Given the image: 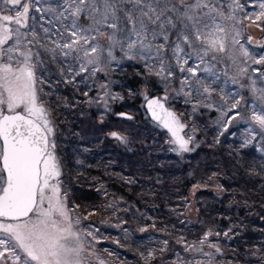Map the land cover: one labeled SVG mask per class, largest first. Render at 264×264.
Segmentation results:
<instances>
[{
	"label": "rangeland",
	"instance_id": "obj_1",
	"mask_svg": "<svg viewBox=\"0 0 264 264\" xmlns=\"http://www.w3.org/2000/svg\"><path fill=\"white\" fill-rule=\"evenodd\" d=\"M60 2L39 0L36 3L33 0L29 28L21 31L34 27L38 34L39 43L28 45L34 54L35 86L53 128L49 142L55 144L52 151L61 173V198L72 218L73 230L80 233L84 247L80 256L82 264H245V255L255 260L256 255L242 254L235 246L232 249L233 245L227 238H224L225 243L222 242L225 254L218 258L208 243L214 235L219 236V231L212 222L208 223L205 216L199 217V221L204 223L198 222L202 225L201 233H185L177 226L166 222L163 224L156 218L157 204H147L141 208L130 202L126 195L114 191L107 181L112 180L119 185L139 184L141 197L153 199L154 178L149 174L142 179L116 162L114 155L118 147L121 145L120 148L127 151L142 147L159 155L173 151L180 155L185 153L178 149L167 128L148 117L143 106L151 96L147 88L136 89L128 84V66L136 61L143 66L147 76L151 74L157 79L162 89L160 97L166 98L168 111L184 125L179 135L185 139L191 138L189 151H194L205 136H211L214 142L244 159L251 177L264 178V130L252 120L254 114L264 112V99L261 98L264 93V63H254L253 59L243 56L240 51L243 45L250 57L259 59L264 56V17L255 23L248 19L253 13L261 12L260 4L264 0H240L242 8L235 11L236 20L225 22L230 33L225 40L226 50L205 58L197 69V76L180 72L172 60L173 75L167 79L156 75L154 70L150 71L149 65L154 61L130 60L119 47L113 49L114 59L108 57L106 37L93 41L99 43L103 51L99 53L97 64L89 65L87 71H80L81 62L76 59V53L65 57L60 49H56L53 56L46 49L55 48L54 41L60 39L56 31L60 22L54 18V13L38 12L36 8L56 7ZM223 2L227 4L230 0ZM227 11L229 9L225 7ZM247 23L259 24L263 28L262 37L257 40V34L256 37L250 34L246 30ZM45 28L49 29L47 34ZM236 32L240 33L236 37L239 43L233 44L232 38ZM250 37L253 43H259L252 47ZM170 39L174 40L175 35ZM21 50H25L23 46ZM212 55L216 56L215 60L211 58ZM16 60L22 61V57L12 61L14 67L19 66ZM197 63L199 61L193 57L185 68L195 67ZM97 67L99 71L94 72L93 69ZM204 68L209 71H204ZM242 68L247 71L241 72ZM185 77L190 83L182 84ZM204 87L210 89V94L203 91ZM64 88L70 90L71 94L63 97ZM237 100L239 104L232 108ZM126 116L128 119L122 118ZM202 120L206 122L201 124ZM206 129L210 132L209 136L205 134ZM199 130L203 132L199 134ZM118 137H124L125 141L119 142ZM203 160L201 157L200 163ZM192 165L190 168H194L197 162ZM87 185L94 186L98 199H85L82 196ZM176 203L175 206L166 207L175 219L183 221V206L190 215L196 211L188 199L181 197ZM77 219L80 221L78 225L75 224ZM187 221V225L198 227V223L194 224L197 217ZM67 243L70 246L74 244L73 241ZM0 264H13L12 254L5 252Z\"/></svg>",
	"mask_w": 264,
	"mask_h": 264
},
{
	"label": "snow or ice",
	"instance_id": "obj_2",
	"mask_svg": "<svg viewBox=\"0 0 264 264\" xmlns=\"http://www.w3.org/2000/svg\"><path fill=\"white\" fill-rule=\"evenodd\" d=\"M32 7L33 0H0V258L10 252L13 264H82L84 247L61 198V173L52 151L55 144L49 142L53 128L35 86L34 54L28 45L39 43L38 34L34 27L21 31L29 28ZM225 7L229 11L225 12ZM238 8H242L240 0L227 4L223 0H61L56 7L36 11L52 12L60 22L56 29L60 39L54 41L55 48L46 50L53 56L56 49L65 57L76 53L80 71L97 64L103 49L93 41L106 37L108 57L114 59L113 49L119 47L130 60L154 61L150 71L167 79L173 75L172 60L180 72L195 77L205 58L224 52L230 35L225 22L236 20ZM260 9L248 16L253 23L264 17V3ZM239 35L236 32L233 44L239 43ZM240 51L254 63H264V56L250 57L243 45ZM16 57H22V61L16 60L18 67L12 63ZM193 57L199 63L185 68ZM181 82L190 83L187 77ZM203 91L210 94L208 87ZM238 104L235 101L232 108ZM153 105L163 113L160 117L153 110V118L160 119L171 132L180 151H189L191 138L179 135L184 125L159 101H149L150 109ZM21 107L23 111L18 112ZM252 120L264 130V112L254 114ZM79 223L77 219L75 224ZM68 241L74 244L70 246Z\"/></svg>",
	"mask_w": 264,
	"mask_h": 264
},
{
	"label": "trees",
	"instance_id": "obj_3",
	"mask_svg": "<svg viewBox=\"0 0 264 264\" xmlns=\"http://www.w3.org/2000/svg\"><path fill=\"white\" fill-rule=\"evenodd\" d=\"M246 25V30L248 29L250 34L254 37L257 34V40L262 37L263 28L259 24ZM259 32L262 34L259 35ZM249 43L254 47L259 42L253 43L250 37ZM128 71L130 75H126L127 82L133 88H147L149 95L159 97L162 95L157 79L151 74L147 76L140 62H132L128 66ZM64 90V93H61L63 97L71 94L70 90L65 88ZM161 98L166 101L164 96ZM3 110L5 113L6 109ZM18 110L23 111V108ZM122 118L128 119L127 116ZM205 122L202 120L201 124ZM200 132L203 131L199 130L198 133ZM205 134L209 136L210 132L206 129ZM117 140L121 142L124 137H118ZM120 146L115 152L114 160L142 179L144 175L151 174L154 178L152 188L154 187L155 194L153 199H147L141 197L139 184L119 185L108 180L107 183L114 191L126 195L130 202L141 208L147 204H157L156 218L163 224L166 222L177 226L185 233H201L200 228L204 223L199 221V217L205 216L208 223L212 222L214 228L219 231V236L214 235L208 243L218 258H222L225 254L222 242L225 243L224 238H227L233 245L232 249L235 246L242 254L245 252L256 255L255 260L246 258L245 255V264H264V178L251 177L250 169L245 165L242 157H237L235 152L214 142L211 136L209 138L205 136L203 142L195 147L194 151H184L182 155L174 151L159 155L142 147L127 151L125 148L122 150ZM201 157L204 158L202 163H200ZM195 162L197 165L190 168ZM82 196L91 200L99 198L93 185L85 186ZM181 197L184 200L188 199L191 207H196L192 215L188 214L184 208L186 206L182 207L185 214L181 218L183 221L175 219L166 210L168 205L175 206L176 201ZM194 216L197 217L194 224L198 222L202 224L198 223L196 228L187 225V220L196 218Z\"/></svg>",
	"mask_w": 264,
	"mask_h": 264
},
{
	"label": "water",
	"instance_id": "obj_4",
	"mask_svg": "<svg viewBox=\"0 0 264 264\" xmlns=\"http://www.w3.org/2000/svg\"><path fill=\"white\" fill-rule=\"evenodd\" d=\"M262 32L259 33V35H261ZM151 100H157L159 101L160 104H163L164 106V109H166L168 111V105H166V102L164 101V99H162L161 97H159L158 95H151L149 96V98H147L143 104L144 108H145V111L147 112V115L148 117L151 118V120L153 122H155L156 124H158L159 126H162L163 123L160 119H154L153 118V110H155V112L157 113V116H160L162 117L163 116V113L161 112V110L156 106V105H153L152 109L149 108V101ZM18 112H22V111H19ZM5 114H8L7 112H5ZM2 166V165H0Z\"/></svg>",
	"mask_w": 264,
	"mask_h": 264
},
{
	"label": "bare ground",
	"instance_id": "obj_5",
	"mask_svg": "<svg viewBox=\"0 0 264 264\" xmlns=\"http://www.w3.org/2000/svg\"><path fill=\"white\" fill-rule=\"evenodd\" d=\"M2 142V141H1Z\"/></svg>",
	"mask_w": 264,
	"mask_h": 264
}]
</instances>
